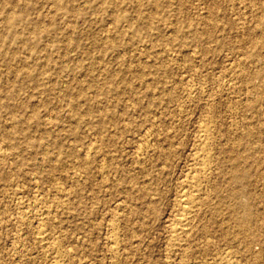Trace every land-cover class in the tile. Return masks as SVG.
Returning <instances> with one entry per match:
<instances>
[{"label": "rangeland", "instance_id": "rangeland-1", "mask_svg": "<svg viewBox=\"0 0 264 264\" xmlns=\"http://www.w3.org/2000/svg\"><path fill=\"white\" fill-rule=\"evenodd\" d=\"M53 241L264 264V0H0V264H54Z\"/></svg>", "mask_w": 264, "mask_h": 264}, {"label": "bare ground", "instance_id": "bare-ground-1", "mask_svg": "<svg viewBox=\"0 0 264 264\" xmlns=\"http://www.w3.org/2000/svg\"><path fill=\"white\" fill-rule=\"evenodd\" d=\"M196 155V154H195ZM198 155V154H197ZM200 157V156H199ZM198 157V158H199ZM195 159H197V158H195ZM196 163H197V161H196ZM198 166V165H197ZM201 170V169H200ZM194 171V170H193ZM203 172V171H202ZM194 174H195V172H193ZM201 174V173H200ZM193 175V174H192ZM189 176H191V175H189ZM190 178V179H189ZM188 178V182H189V184H186V185H192V184H198V182H199V176H197V175H193V176H191V177H189ZM200 180H201V178H200ZM203 180H204V178H203ZM191 183V184H190ZM200 185V184H199ZM198 185V188H200V186ZM182 186V185H181ZM193 186V185H192ZM190 187V186H189ZM190 189V188H189ZM188 189V190H189ZM201 189V188H200ZM187 190V191H188ZM192 190V189H191ZM191 190H190V192H191ZM186 191V192H187ZM195 193H190L189 194V196H187L188 195V193H186L185 195H182L183 197L181 198V200H180V203H181V205L183 206H181L182 208H183V210L181 211V214H180V218H179V221H178V224H177V226L176 227H174L175 229H174V231H175V238L177 239L178 237H180L181 235L183 236V231H184V225H185V222L190 218V216L192 215V213H194V211H195V209H196V207H197V192H198V189H195V187H194V190H193ZM199 194H200V192H198ZM198 194V195H199ZM200 198V197H199ZM44 204V203H43ZM200 204V203H199ZM41 206V205H40ZM37 207V206H36ZM199 207V206H198ZM44 208V207H43ZM47 208V207H46ZM40 209V208H39ZM42 210V209H41ZM38 211V210H37ZM45 211V210H44ZM43 213V212H42ZM48 213V211L46 212V214ZM196 213V212H195ZM49 216V215H48ZM47 216V217H48ZM48 219V218H47ZM248 220V219H247ZM50 221V220H49ZM188 222H190L189 220H188ZM249 222V221H248ZM46 224V223H45ZM50 224V223H49ZM240 224H241V222H240ZM246 224V223H245ZM41 225H43V224H41ZM47 226H49V225H47ZM187 226V225H186ZM243 226V225H242ZM251 226L252 225H250V227L249 228H251ZM189 229V228H188ZM37 230V229H36ZM47 230H46V225H43V226H40V228L37 230V237H38V239L41 241V242H47L48 240H49V235L48 234H46L47 232H46ZM186 231H188L187 229H186ZM244 232H245V230H243ZM182 233V234H181ZM181 234V235H180ZM116 235V234H115ZM116 238V236H115V238L113 237V239H112V241H113V244H114V251H116L117 250V242H119L118 240L119 239H117ZM178 239H180V238H178ZM182 239V238H181ZM52 240V239H51ZM240 241V240H239ZM174 242V241H173ZM175 242H176V240H175ZM51 243V249H53V251L55 252V262H54V264H66V259H67V257L69 256V253L66 251V250H64L63 248H62V244H60V242H56V241H53V242H50ZM177 243H179V242H177ZM241 243V242H240ZM247 243V242H246ZM175 244V243H174ZM249 244V243H248ZM178 245V244H177ZM177 245H174V246H177ZM249 247V246H248ZM247 251V250H246ZM250 252V251H249ZM248 255V254H247ZM251 255V254H250ZM225 256V255H224ZM224 256H222V259H227V258H223ZM227 256V255H226ZM229 256H233L232 254L231 255H229ZM249 256V255H248ZM71 257V256H70ZM257 257V256H256ZM230 258V257H229ZM232 258V257H231ZM235 258V257H234ZM233 258V259H234ZM70 259V258H69ZM219 259H221V258H219ZM255 259V258H254ZM235 260V259H234ZM233 260V261H234ZM230 261H232L231 259H230ZM237 263V262H236ZM224 264V263H223ZM227 264H235V262L233 263V262H228Z\"/></svg>", "mask_w": 264, "mask_h": 264}]
</instances>
